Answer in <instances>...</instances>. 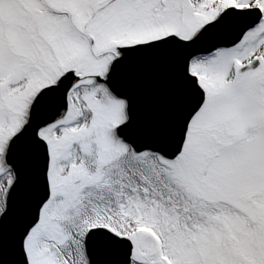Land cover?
<instances>
[{
    "label": "snow or ice",
    "instance_id": "1",
    "mask_svg": "<svg viewBox=\"0 0 264 264\" xmlns=\"http://www.w3.org/2000/svg\"><path fill=\"white\" fill-rule=\"evenodd\" d=\"M0 264H264V0H0Z\"/></svg>",
    "mask_w": 264,
    "mask_h": 264
}]
</instances>
